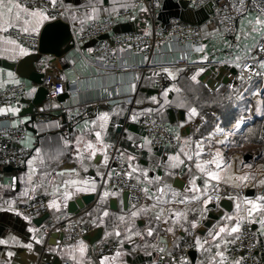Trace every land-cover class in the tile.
I'll list each match as a JSON object with an SVG mask.
<instances>
[{"label": "crops", "instance_id": "crops-1", "mask_svg": "<svg viewBox=\"0 0 264 264\" xmlns=\"http://www.w3.org/2000/svg\"><path fill=\"white\" fill-rule=\"evenodd\" d=\"M141 1L57 0V2H63L70 6L71 12L66 21L72 25L73 30L76 32H79L81 28L92 20H100L116 13L132 10ZM170 1L160 0V12L163 10V6L169 4ZM174 1L178 2L179 0ZM94 9L95 11H93ZM166 14H168V11L165 12V15H162L163 19L159 21L160 27H165L168 24L167 21L173 19H169V15L167 17ZM198 15L190 12L189 18L195 22L196 18L199 17ZM257 18L259 17L255 14H248L242 19L238 26L236 37L231 40L223 38L218 21L208 26L202 41L203 52L200 54L194 53L189 62L202 63L212 60H228L231 62L229 67L236 71L240 70L246 58L253 54L255 50L253 45H256L264 35V31L260 30V26L255 24ZM49 21L43 24L39 33L28 35L39 36L43 27ZM22 27L23 25L21 24L12 28L23 32L21 30ZM155 27H158V25L153 24L147 8L141 6L139 12L130 20L120 24L117 30L119 32L141 31L151 33ZM9 39L14 40L6 36V31H0V59L15 61L29 54L28 51L26 55H19L16 45L7 43ZM17 44L19 43L17 42ZM93 45L91 41L77 46L78 50L73 59H68L67 61L56 60L53 57L45 58L48 70L53 67L63 69V66L67 64L75 70L79 77L78 84L71 87L73 92L76 91L75 102L81 106L95 105L96 110L92 117L83 120L75 126H71L67 121V117L69 113L76 111L77 108L73 106L64 112L54 102L47 101L38 111L44 115L50 114L56 118L58 127L55 128L45 124L44 128L37 129V132L33 133L30 129L35 128L36 116L27 115L23 111L26 108V105L21 103L24 95L20 96L19 101L15 104L0 106V109L6 110L0 112V117L7 116L10 118L8 122H4L5 126L9 125L12 128L25 129L29 132V137L18 142L16 144L17 147L32 151L28 160L36 158L33 160V171L31 172L27 162L23 168L15 169L12 172L0 170V226H3V230L0 231V239L8 241L7 244H0V263L31 264L35 261L37 255L50 253L55 255L56 258L58 257L62 264L66 262L71 264H100L103 257L90 258L92 245L85 241H82L85 246L83 253L79 251L81 241L60 246L48 244L49 240L44 241L42 235V227L47 221L42 226H37L35 224L36 218L27 217L25 219L26 216L17 210L20 205L35 199L39 194L47 195L49 204L55 202L58 205V207H49V220L60 215H74L69 213L68 207L72 200L84 195H96V201L85 208V210L89 209L90 211V218L86 222L88 233L97 228H102V239L98 243L112 241L120 243L119 249L107 256L108 260L105 261V264H169V261L173 260V258L174 261H177L182 251L183 239L193 230L189 227V232L185 233L181 227L183 221L169 219L168 210L187 212L189 220L197 219L198 228L203 226L210 211L207 208L209 204L206 206L207 211H204L203 208L205 206L201 202L191 200L184 204L176 202L178 199H183L184 196L199 195L198 192L186 191L191 189L190 181L193 177H196L195 183L197 187L203 189L206 177L195 167V156L192 161H188L181 152V149H183V151L193 154L196 150V142L199 141L203 145V153L199 158L201 163L212 159L218 150L223 159L231 165L230 168H226L221 172L222 179L219 182H210L207 193L216 184H224L234 190L242 186L247 187L243 198L236 195L235 199H230L234 202L233 212H224L218 208V212L223 213L221 218L214 222L205 235L200 236L198 234L202 243L206 239L210 242L204 245L205 249H209L208 251L194 249L198 252L196 263L203 262V264H208L210 257L214 256L215 251H217L214 247L216 241L211 240L208 235L209 231H216L221 224L230 223L223 217L225 215L235 216L237 214V203L240 204V215L246 216L245 209L249 206L244 203L245 197L254 200L257 196L264 195V184L260 183L264 181V143L261 141L260 135V143L257 144L242 141L241 137H239L243 135L242 132L234 127L237 119H233L237 114L242 113L243 115L247 112L242 116L243 121L245 120L249 113L248 109L252 98L256 95V90L260 89L264 93L263 86L258 88L250 86L238 98H236L237 92L232 91L235 96L232 101L235 102L234 106L224 114L220 113V118L216 119L210 114V111H216L207 103L208 96L205 92L207 89L200 81L208 68L157 67L150 69L145 74L141 87L132 83L135 87L134 89L131 88L130 91L133 92L131 94L136 95L133 102L126 90L116 86V81L126 79L124 76L125 71H119L120 77L117 73L116 75L110 72H103L104 69L98 63V58L93 55ZM13 49H15V55L13 54ZM89 49H92V51L89 52ZM162 51L166 56L169 54L178 55V52L174 51L172 46L163 48ZM163 68H168L172 75L170 76L168 73L163 72ZM9 72L13 73L12 77H9ZM133 72L129 74L132 82L139 78L141 73L140 70H133ZM182 75L184 76L183 82L180 81ZM193 76H196L195 80L192 79ZM213 77L216 79V76L212 75ZM156 80L162 81V85L159 88H157L158 85L155 83ZM223 82L225 83L226 81ZM18 85L27 88L30 84L26 80L20 79L14 72L0 67V92L8 86ZM165 90H167L166 95ZM153 97L156 99L153 100ZM72 98L73 95L69 94L66 102H69ZM130 101L133 104V108H131ZM258 107L260 108V121L264 123L263 108L260 105ZM193 108L196 109V115L194 116L191 115V109ZM9 109H18V111L13 113ZM104 112L109 113V119L102 130L99 127L101 121L97 120L96 125H93L91 121L96 120ZM148 114H154L180 136L182 140V148L180 150L177 151L173 148L153 149L151 147L139 125L141 118ZM133 115L136 116L135 120L132 119ZM198 120L203 124L200 132L195 130ZM85 121H88V123L85 124ZM118 125H123V127L120 128ZM217 127L224 129V133L218 132L216 130ZM95 131H102L103 143L108 145V147L103 151H97L95 157L89 159V151L85 148V144L89 140L94 144L96 143ZM228 133L232 134L228 135ZM77 137L80 138L79 144H77ZM65 141H68V143L65 144ZM116 145H119L124 158L131 165L132 176L136 180L141 181L145 188L149 189L148 197H152L151 199L149 198L151 201L150 205L132 210L129 207V203L128 206L125 205V192L118 189H103V184L114 170L113 165L110 163V155L112 148ZM97 147L99 148V145ZM36 149H40V152L37 153ZM78 149L79 155L77 153ZM177 154H180V158L185 163L174 166L176 162L170 161L168 157L176 156ZM105 155L108 157L106 162L104 160ZM247 156H249L248 160H246ZM129 157H132V159L130 160ZM245 165H251V167H245ZM206 167L215 168L214 165H206ZM98 172L100 173L99 175L97 174ZM145 172L147 173V178H145ZM244 173H250L246 182L241 183L235 180L236 176ZM229 176L233 177V179L229 180ZM156 177H160V180L156 181ZM177 180L179 181L177 182ZM72 181H77L78 183L72 184ZM84 181H87V183H83ZM93 182L95 191L77 190L80 188L91 189ZM158 187L165 188L163 199L159 204H157L155 199V196L159 195L156 191ZM249 191L253 192L252 196H247ZM66 192H70L71 195L65 197ZM100 192H108V195L98 198ZM172 192L178 193L179 196L173 198ZM62 198L65 199L64 202ZM111 200H115L114 207L111 206ZM153 204L157 206L153 208ZM160 208L165 209V214L164 218L158 222L155 220V215ZM143 209H147V211H143ZM133 211L138 212L136 217H132L131 213ZM105 212H107V215H105ZM260 218L259 215H255L251 224L259 236L260 253L264 259V227L259 223ZM164 219H167L168 222L165 223ZM245 221L249 220L245 219L242 221V225ZM184 226L188 227V225ZM148 227H152L154 230L152 236L147 235ZM169 227L173 228L174 231H166ZM117 232L120 233L119 236L116 235ZM136 233H140V235ZM239 233L226 237L233 242L227 245L222 244L220 250L225 252V263L233 255ZM167 236H174L176 240L171 243ZM11 237H15V240H12ZM28 244L32 245L31 249L26 247ZM161 248L164 249L163 252L160 251ZM9 253H12V255H9ZM73 256H75V260L72 259ZM216 259L218 262L219 258ZM234 262L231 264H234ZM239 264H241L240 261Z\"/></svg>", "mask_w": 264, "mask_h": 264}, {"label": "built area", "instance_id": "built-area-1", "mask_svg": "<svg viewBox=\"0 0 264 264\" xmlns=\"http://www.w3.org/2000/svg\"><path fill=\"white\" fill-rule=\"evenodd\" d=\"M21 2L47 9L51 15L56 17L54 20L61 19L66 21L71 12L70 6L63 2H57L55 8L51 7L49 0H21ZM160 5V0H142L132 10L116 13L100 20H92L81 28L79 32L75 31L74 33L77 46L91 41L95 42L93 45V55L98 58V63L104 69L103 72L117 73L120 77L119 71H125L124 76L126 79L116 81V86L126 90L131 96V101L134 102L136 97L130 91L132 83L141 87L145 74L150 69L157 67L209 68L210 66H216L219 68L228 66L229 69L225 75V83L217 81L213 86H210L207 82H204L203 85L211 93L219 91L223 86H227L230 91L237 92L236 98L243 92H246L260 75L264 76V68L260 66V62L264 61V52L260 50V46L264 45V35L256 43L253 54L246 58L240 70H237L235 73L230 71L231 67L229 66L231 62L228 60H212L202 63L189 62L194 53L200 54L203 52L202 41L204 40L205 31L208 26L218 21L223 38L231 40L236 37L240 22L248 14H255L264 20V0H243V7H241L240 0H190V6L194 10H201L211 6L214 12L200 25L190 24L179 18H173L165 27L159 26L158 12H160ZM141 6L147 8L153 24L158 25V27H155L151 33L141 31L119 32L117 30L118 26L133 18L139 12ZM6 36L16 40L27 48L29 53H37L39 50V36L28 35L13 28L6 31ZM103 36L107 37L101 39ZM171 46L174 48V51L178 52V55L169 54L166 56L163 53V48ZM46 65L44 60V66L46 67ZM245 65L248 67H245ZM133 70H140L141 73L140 77L132 82L129 74ZM78 82L79 77L72 67L66 70L53 67L45 72L43 82L40 85L47 91V101L54 102L59 109L65 112L73 106L77 108L76 111L68 114L67 121L71 126H75L83 120L92 117L96 110V106L93 104L81 106L75 102L76 91L73 92L71 87L76 86ZM155 83L158 85L157 88L162 85L161 80H156ZM25 91V86L6 87L0 92V106H9L17 103ZM262 92L260 89L256 90V95L252 98L249 107V113L238 128L239 131L244 132L254 121L260 120V115L256 109L258 105L261 106L263 104L264 93ZM65 93L73 95V98L69 102H58V98ZM131 108H133V104H131ZM210 114L216 119L220 118V115L214 111H210ZM35 118L36 129L44 128L45 124H49L55 128L58 127V120L50 114L44 115L43 113H38ZM9 120L10 118L7 116L0 117V170H4V168L9 166L21 169L32 154L30 149L16 146L18 142L29 137V132L25 129H15L9 125L5 126L4 122H8ZM139 125L153 149L173 148L178 151L182 148L180 136L154 114L143 116ZM202 125V122H199L195 130L200 132ZM118 127L122 128L123 125H118ZM260 139L264 143V123L262 124ZM110 163L113 165L114 170L112 175L103 184V189H118L128 193L129 207L132 210L150 205L151 201L148 193L146 194L142 191L145 188L143 183L136 180L132 174L130 176L127 175V173H131L130 164L124 158L119 145L112 148ZM246 191V186L234 190L227 185L216 184L208 193L212 196V200L208 204H219L224 199H235L236 195L243 198ZM217 196L219 199H216ZM62 201L64 202L65 199L62 198ZM17 210L29 218L41 217L48 213L49 198L47 195L39 194L35 199L20 205ZM89 218V209L83 210L79 214L52 217L42 227L44 241L49 240L53 233L62 236V238H56L55 244L58 246L84 241L85 236L89 232L86 224ZM192 233L198 236L197 229H195L183 239L182 251L178 257V260L186 257L187 264H193L189 258V253L195 249L192 246ZM167 237L171 243L176 240L174 236ZM119 247L120 243L118 241L92 245L90 258L107 257L116 252ZM235 260L240 261L241 264H264V259L260 253L259 236L253 229L250 221H245L242 225L233 255L225 264H231ZM64 264L71 263L66 262Z\"/></svg>", "mask_w": 264, "mask_h": 264}, {"label": "snow or ice", "instance_id": "snow-or-ice-1", "mask_svg": "<svg viewBox=\"0 0 264 264\" xmlns=\"http://www.w3.org/2000/svg\"><path fill=\"white\" fill-rule=\"evenodd\" d=\"M49 3L51 5L52 8H55L57 0H49ZM240 4L241 7H243V0H240ZM95 11V9L93 10ZM56 17L54 15H51L47 9L39 7V6H33L27 3H22L21 0H0V31H7L8 29L17 26V25H23L22 27V31L25 34H37L40 31V28L43 26V24L46 21L49 20H54ZM91 18V17H90ZM255 24L260 26V30L264 31V20L257 18L255 20ZM7 43L9 44H13L16 45V48H18L19 50V55H26L28 53V49L23 47L22 45L17 44V42L15 40H7ZM253 47H256V45H253ZM260 50L262 52H264V45L260 46ZM13 54L15 55V49L12 50ZM92 49H89V52H91ZM239 67V65H237ZM260 66L262 68H264V61L260 62ZM245 67H248L247 65H245ZM163 72L168 73V75H172V73L170 72V70L168 68H163L162 69ZM201 71H203V69H201ZM9 77L13 76V73L9 72L8 73ZM174 78V77H173ZM193 80L196 79V76L192 77ZM130 87H132L134 89V85H131ZM33 91H35V89H33ZM167 94V90H165V95ZM110 95V93H109ZM153 100H155L156 98L153 97ZM137 103H139V101H137ZM6 111L5 109H0V112H4ZM9 111H12L13 113H15L16 111H18V109H9ZM257 113L260 112V108L257 107L256 109ZM191 115H196V109L193 108L191 109ZM109 119V113L104 112L101 113L96 120L91 121V123L93 125H96L97 120L101 121L99 127L100 129H104L107 121ZM132 119L135 120L136 116L133 115ZM243 122V117L237 119L234 127L235 128H239L241 123ZM88 121H85V124H87ZM218 132L224 133V129L217 127L216 129ZM232 133H228V135H231ZM95 140L96 143L94 144L92 141H88L85 144V148L89 151V159L95 157L97 151H103L104 149H106L108 147V145H105L103 143V137H102V131H95ZM80 142V138L77 137V144H79ZM68 141H65V144H67ZM97 145H99V148L97 147ZM37 153L40 152V149H36L35 150ZM182 154L187 158L188 161H192L194 156L196 158V163H195V167L199 170V172L203 173L206 177V179L204 180V185H203V189H200L197 187L195 180L196 177H193V179L190 181L191 184V189H187L186 191H190L193 193H199V195H191V196H184L183 199H178L176 202L180 203V204H184L187 201L191 200V201H197V202H201L205 207L203 208L204 211H207V204L211 202L212 200V196L209 195L207 193V189L209 187V184L211 181H216L219 182L222 179L221 176V172H223L226 168H230L231 165L228 164L222 157L221 153L217 150L215 152V155L212 157V159L210 160H205L203 161V163L200 162V157L203 153V145L197 141L196 142V150L193 152V154H189L188 152L183 151V149H181ZM77 153L79 155V149L77 150ZM36 159L35 157L33 159H30L27 161L28 166H29V170L30 172L33 171L32 169V164H33V160ZM81 159H83V157H81ZM108 157L107 155L104 156V160L105 162L107 161ZM129 159L131 160L132 157H129ZM168 159L170 161H175L176 164L174 166H179L185 163V161L183 159L180 158V154H177L176 156H169ZM206 165H214L215 168L211 169L206 167ZM129 167H131V165H129ZM245 167H251V165H245ZM74 171V170H72ZM98 175L100 174L99 172L97 173ZM127 175H131V173H127ZM145 178H147V173L145 172ZM249 175L250 173H244L243 175L240 176H236L235 180L240 181L241 183L246 182L249 179ZM31 178V177H29ZM229 180H232L233 177L229 176L228 177ZM156 181L160 180V177H156L155 178ZM72 184H76L78 183L77 181H72ZM83 183H87V181H84ZM261 184H264V181L260 182ZM79 191H86V190H92L95 191V184L93 182V186L91 189H77ZM143 192H145L146 194L148 193L149 189L148 188H144L142 189ZM156 191L159 193V195L155 196V199L157 201V204H159L161 202V200L163 199L164 196V191L165 188L164 187H158L156 189ZM71 193L70 192H66L65 193V197L70 196ZM108 192L104 193V196H107ZM113 195H115V193H113ZM171 195L173 196V198H176L179 196L178 193L176 192H172ZM150 199L152 197H149ZM231 198V197H230ZM216 199H219V197L217 196ZM244 203L246 205H248L249 207H247L245 209L246 211V216H242L239 213V209H240V204L237 203L236 205V209H237V214L235 216H229V215H225V217H223V219L229 221L230 223H226V224H221L218 227V230L216 231H209L208 235L211 237L212 241H216L214 247L217 249V251H215L214 256L210 257L208 264H225V252L223 250H220L223 245H227L228 243H231L233 241L228 240L226 237L231 236L232 234H236L240 232L241 226H242V221H244L245 219H248L250 222L254 219L255 215H259L261 218L259 220V223L261 224L262 227H264V195H260L257 196L254 200L253 199H248L247 197L244 198ZM58 207V205L55 204V202H52L49 204V207ZM157 205L153 204L152 207L155 208ZM143 211H147V209H143ZM169 212V219H173V220H182L183 224H181V227L183 228V231L185 233L189 232V227L192 230H195L198 228V221L197 219L193 218L191 220H189L188 218V213L184 212V211H179V210H168ZM164 214H165V209L164 208H160L159 212L156 213L155 215V220L156 221H161L164 218ZM105 215H107V212H105ZM132 217H136L138 215V212L133 211L131 213ZM25 219H27V217H25ZM121 219H123V217H121ZM164 222L167 223V219H164ZM184 225H188V227H185ZM30 231H32L30 229ZM153 228L152 227H148L147 228V235L148 236H152L153 235ZM166 231L168 232H173V228L169 227L166 229ZM137 235H140V233H136ZM117 236L120 235L119 232L116 233ZM193 235V243L192 246L195 247L198 250H202V251H208L209 249H205L204 245L208 244L210 241L209 240H204L203 243L201 241V238L199 236H196L194 233H192ZM12 240H15V237H11ZM39 242V241H38ZM8 241L5 239H0V244H7ZM26 247H28L29 249H31L32 245L28 244L26 245ZM85 250V246L83 245V242H80V248L79 251L81 253H83ZM161 252L164 251L163 248L160 249ZM9 255H12V253H9ZM117 255H119V253H117ZM170 255V254H169ZM219 258V261L217 262V259ZM73 260H75V256L72 257ZM108 260V257H103L100 261V264H105V261ZM174 258L173 260L169 261V264H173ZM174 264H187V258L183 257L180 260L174 261ZM198 264H203V262H198ZM234 264H239V261H235Z\"/></svg>", "mask_w": 264, "mask_h": 264}, {"label": "water", "instance_id": "water-1", "mask_svg": "<svg viewBox=\"0 0 264 264\" xmlns=\"http://www.w3.org/2000/svg\"><path fill=\"white\" fill-rule=\"evenodd\" d=\"M168 11L169 19L179 18L184 22L200 25L204 23L210 15L214 12L211 6H208L201 10H194L190 6V0H179L175 2L171 0L169 4H165L163 6V10L158 15V20H162V15H165V12ZM190 12L195 14H199L198 18L194 22L189 18ZM170 20L167 22L169 23ZM75 27V26H74ZM124 31V30H123ZM129 32V31H124ZM75 31L73 30L72 25L64 20H52L49 21L43 27L40 35H39V50L37 53H29L26 56H23L15 61H9L6 59H0V67L7 71L14 72L20 79L26 80L29 82V86L26 88L24 92V96L21 99V103L26 105V108L23 110L27 115L36 116L40 111L38 109L42 107L47 102V91L44 87L40 86L43 82V77L46 71H49L44 66V60L46 57H53L56 60L67 61L68 59H73V56L76 54L78 50L75 38ZM107 36L101 37V39H105ZM95 44V42H92ZM70 68L67 64L63 66V69L66 70ZM228 66L225 67H216L210 66L204 75L201 77L200 81L202 83L207 82L210 86H213L217 81H225V75L228 71ZM231 72H236L234 69H230ZM212 75L216 76L212 78ZM35 89V91H33ZM69 97L68 93L63 94L58 98V102H65ZM199 120L197 121V124ZM31 132L36 133V128H31ZM17 146V145H16ZM249 156L246 157L248 160ZM7 172H12L15 168L9 166L4 168ZM179 180H177L178 182ZM183 184V182H182ZM252 196L253 192H247V196ZM104 196L103 192H100L98 198ZM96 195H84L80 198H76L72 200L69 204V213L71 214H79L81 211L85 210L88 205H91L96 201ZM124 202L125 205L128 206L129 203V194H124ZM111 206L114 207L115 200H111ZM209 213L206 217V220L201 228L197 229V233L200 236L206 234L207 230L212 227L215 221L219 220L223 215L222 212H218V208L223 210L224 212L231 213L234 209V202L232 200L224 199L219 202V204H209L207 206ZM50 219V214L46 213L45 215L36 218L35 224L37 226H42L46 221ZM254 229V228H253ZM3 230V226H0V231ZM103 229L97 228L93 230L91 233H88L84 241L90 245H95L100 242L102 239ZM56 238H62L61 235L53 233L49 238V243L54 245L56 242ZM198 256L197 250H192L189 253V257L191 262L196 263ZM31 264H62L61 260L55 255L50 253H44L42 255H37L35 261Z\"/></svg>", "mask_w": 264, "mask_h": 264}, {"label": "trees", "instance_id": "trees-1", "mask_svg": "<svg viewBox=\"0 0 264 264\" xmlns=\"http://www.w3.org/2000/svg\"><path fill=\"white\" fill-rule=\"evenodd\" d=\"M183 78H184V76L182 75L180 77V81L181 82H183L182 81ZM259 86H263V88H264V76L263 75H260L258 77V79L255 82H253L252 85H251L252 88H258ZM252 88H251V90H253ZM205 92L207 93V96H208V102L207 103L219 115H220V113L224 114L225 112H227L235 104V102H232L235 99L234 98L235 97L234 96V93L232 91H230L227 88V86H223L219 91L214 92L213 94H210L208 92V90H206ZM244 96H245V94H244ZM263 100H264V97H263ZM261 107L263 108V111H264V104H262ZM246 113L247 112H245V114ZM245 114H243V115H245ZM243 115H242V113L237 114L235 117H233V119L241 118ZM263 119H264V116H263ZM262 124H263V122L260 121V120L254 121L247 128V130H245L244 132H242L243 135H240L239 137H241L242 141H244V142L256 143V144L257 143H260L259 142V140H260L259 139V135H260V132L262 130Z\"/></svg>", "mask_w": 264, "mask_h": 264}]
</instances>
